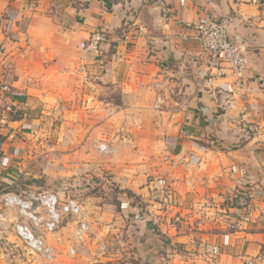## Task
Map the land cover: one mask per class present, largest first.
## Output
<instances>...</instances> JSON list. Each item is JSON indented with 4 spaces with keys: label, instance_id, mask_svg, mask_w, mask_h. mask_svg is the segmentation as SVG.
Segmentation results:
<instances>
[{
    "label": "crops",
    "instance_id": "0c3cea01",
    "mask_svg": "<svg viewBox=\"0 0 264 264\" xmlns=\"http://www.w3.org/2000/svg\"><path fill=\"white\" fill-rule=\"evenodd\" d=\"M205 14L227 20L229 35L246 47V82L233 109L219 108L200 88L199 48L177 36L191 35L186 22ZM96 31L106 39L99 54L85 48ZM167 82H173L168 114L178 122L170 168H191L193 156L199 165L192 174L172 171L137 188L147 196L170 185L167 197L179 204L133 218V253L139 264H264V196L252 194L247 215L207 205L212 196L227 197L239 179L247 189L264 185V0H0V106L9 103L0 113L2 181L20 176L39 104L74 102L81 90L94 98L96 87L120 88L123 102L134 95L140 103L147 90L162 97ZM215 83L234 88L232 77Z\"/></svg>",
    "mask_w": 264,
    "mask_h": 264
},
{
    "label": "rangeland",
    "instance_id": "374dc122",
    "mask_svg": "<svg viewBox=\"0 0 264 264\" xmlns=\"http://www.w3.org/2000/svg\"><path fill=\"white\" fill-rule=\"evenodd\" d=\"M188 67V74L193 77L194 68ZM171 83H165L162 97L155 91V98L153 89L144 91L140 103L134 95L130 102H123L120 88L96 87L94 98L83 96L81 90L77 101L59 99L35 107L39 113L36 127L27 135L25 152L22 151L23 155L19 157L23 171L11 183L2 181L4 174L0 171V213L4 215L0 225V264H126V258H130V264H139L133 253L136 250L133 240L136 222L133 218L146 216L153 210L172 211L174 207L169 205L176 204L177 207L179 202H174L173 196L168 199L173 190L170 185L166 191L157 192L158 195L154 192L143 196L137 188L157 176L167 179L172 171L192 174L199 165L170 168L173 165L167 158L172 146L170 135L178 124L172 114H168ZM8 104H1L0 113L7 111ZM12 109L11 106L9 111ZM103 145L107 146L106 150ZM248 187L241 200L231 198L240 188L236 187L232 192L223 193L227 197L222 200L215 201L216 196L210 197L212 202L207 205L247 215L251 210L252 194L260 198L264 196V185L259 183L255 190L251 185ZM210 189L215 190V186ZM24 190L51 191L59 193L62 198L78 199L100 240H93L94 245L89 238L77 239L75 226L66 221L56 233L47 237L57 250V260L48 262L28 254L13 231V224L19 219L16 209L6 207L3 198L7 193H22ZM169 190L171 193L167 197ZM197 192L201 193L200 190ZM123 193H126L125 200ZM185 203L189 204V201ZM190 203L193 209H200L194 199ZM99 241L108 244V251L102 259L94 256ZM76 246H79L78 254L71 256L70 248ZM95 259L100 261L96 263Z\"/></svg>",
    "mask_w": 264,
    "mask_h": 264
},
{
    "label": "built area",
    "instance_id": "2783aa9c",
    "mask_svg": "<svg viewBox=\"0 0 264 264\" xmlns=\"http://www.w3.org/2000/svg\"><path fill=\"white\" fill-rule=\"evenodd\" d=\"M185 26L193 31L191 35L179 34L181 39H192L196 42L199 52L197 59L196 76L200 81V88L207 89L216 98L217 105L221 109H233L236 107L237 96L243 89L245 72L248 67L246 47L239 38L229 35L227 20L217 18L211 14H205L196 21L186 22ZM102 31L93 32L89 36L86 50L99 54L103 43L106 41ZM232 77L234 88L225 89L216 85V80ZM1 146V145H0ZM106 150L107 146H102ZM3 151L0 147V162ZM191 164H198L196 156L191 157ZM246 185L239 179L232 198L241 200L247 192ZM4 203L6 207L15 208L18 218L13 224V231L21 241L22 246L29 254L39 256L48 262L57 260L56 248L48 242V236L56 233L63 223L75 226L74 235L79 240H100L88 219L85 217L84 206L76 198H62L59 193L51 191L33 192L24 190L22 193L5 194ZM251 207V203H249ZM144 216V215H143ZM179 218H176L178 221ZM4 221V215L0 213V225ZM231 229L236 228L232 223ZM98 251L94 256L102 259L108 251V244L104 241L98 242ZM79 246L70 248L69 254L76 256ZM95 258V257H94ZM96 263L100 260L95 259ZM245 264H253L246 261Z\"/></svg>",
    "mask_w": 264,
    "mask_h": 264
}]
</instances>
